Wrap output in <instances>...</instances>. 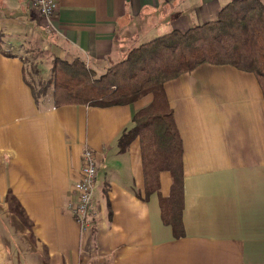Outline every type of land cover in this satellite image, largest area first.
I'll use <instances>...</instances> for the list:
<instances>
[{"label":"crops","instance_id":"1","mask_svg":"<svg viewBox=\"0 0 264 264\" xmlns=\"http://www.w3.org/2000/svg\"><path fill=\"white\" fill-rule=\"evenodd\" d=\"M230 1L57 0L48 32L32 0H0L11 54L0 53V264H264V99L252 73L202 64L164 84L183 143L177 238L160 208L170 173L146 198L140 140L117 145L152 96L56 108L52 91L34 98L23 56L44 46L102 75L144 42L216 20ZM87 148L99 171L85 230L68 205Z\"/></svg>","mask_w":264,"mask_h":264},{"label":"trees","instance_id":"2","mask_svg":"<svg viewBox=\"0 0 264 264\" xmlns=\"http://www.w3.org/2000/svg\"><path fill=\"white\" fill-rule=\"evenodd\" d=\"M0 53L11 55L1 44ZM202 64L230 65L252 73L264 99L263 0H232L220 9L216 20L144 42L100 76L79 58H55L48 79L39 80L37 87L28 81L37 101L52 91L56 108L129 105L152 96L148 105L136 111L117 145L124 153L135 139L140 140L146 198L159 191L160 173H170V194L160 198V208L163 222L177 238L184 235L183 143L164 84Z\"/></svg>","mask_w":264,"mask_h":264},{"label":"built area","instance_id":"3","mask_svg":"<svg viewBox=\"0 0 264 264\" xmlns=\"http://www.w3.org/2000/svg\"><path fill=\"white\" fill-rule=\"evenodd\" d=\"M32 7L48 24V32L54 28L52 21L58 12L57 0H32ZM96 154L87 148L83 151L80 167V179L74 184V200L68 205V210L77 222L87 230L92 221V208L95 192V181L98 175Z\"/></svg>","mask_w":264,"mask_h":264},{"label":"rangeland","instance_id":"4","mask_svg":"<svg viewBox=\"0 0 264 264\" xmlns=\"http://www.w3.org/2000/svg\"><path fill=\"white\" fill-rule=\"evenodd\" d=\"M40 46L38 48H32L28 55L23 54L26 62V76L33 81L35 87H37L39 80H46L52 74V65L55 58L51 56L47 50ZM34 67V69H33ZM97 76H100L98 74Z\"/></svg>","mask_w":264,"mask_h":264}]
</instances>
